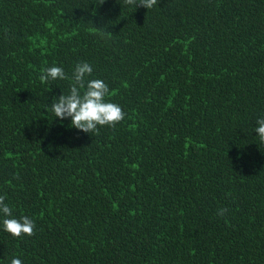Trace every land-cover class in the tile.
<instances>
[{"label": "trees", "instance_id": "1", "mask_svg": "<svg viewBox=\"0 0 264 264\" xmlns=\"http://www.w3.org/2000/svg\"><path fill=\"white\" fill-rule=\"evenodd\" d=\"M80 62L115 127L51 111ZM260 118L264 0H0V196L36 225L0 214V264H264Z\"/></svg>", "mask_w": 264, "mask_h": 264}, {"label": "clouds", "instance_id": "2", "mask_svg": "<svg viewBox=\"0 0 264 264\" xmlns=\"http://www.w3.org/2000/svg\"><path fill=\"white\" fill-rule=\"evenodd\" d=\"M127 5H134L135 8L142 6L151 9L157 0H124ZM93 72L88 62H80L75 65L72 77L69 78L62 67L52 66L41 69L39 77L42 83L48 80L71 79L72 83L68 94H61L53 98L51 111L55 118L63 120L71 118V126L84 133H98V126L115 127L124 119V112L115 103L106 101L110 95L109 86L101 79H87ZM259 140L264 143V118L256 121ZM227 209H220L218 215H224ZM0 214L3 215V230L13 237L23 235H34L36 227L34 221L28 216L19 219L14 218L12 209L5 203V196H0ZM11 264H22L18 258H13Z\"/></svg>", "mask_w": 264, "mask_h": 264}]
</instances>
